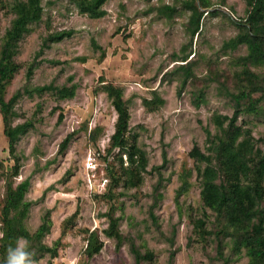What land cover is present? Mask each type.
Masks as SVG:
<instances>
[{
	"label": "rangeland",
	"instance_id": "1",
	"mask_svg": "<svg viewBox=\"0 0 264 264\" xmlns=\"http://www.w3.org/2000/svg\"><path fill=\"white\" fill-rule=\"evenodd\" d=\"M183 1L106 0L105 14L92 18L80 13L73 0H42V17L19 42V69L6 84L4 97L25 86L49 83H76L75 95L62 100L48 91L23 94L11 124L31 120L33 126L18 137L12 153L0 112V233L7 184L14 187L28 178L24 197L31 205L23 223L33 233L48 213L50 226L42 243L57 249L54 256L39 257L37 264H134L131 243L140 252L154 253L141 264H167L171 251L172 264H223L216 257L214 235L201 236L194 227L198 218L206 220L207 230L219 223L200 197L197 168L205 164L189 151L193 144L205 150L204 128L215 132V113L230 116L234 111L230 93L243 88L239 59L248 50L245 44L230 49L223 43L239 32L247 5L245 0H206L200 7V29L192 35ZM9 2L0 0V47L14 16ZM163 5L176 8L171 17L159 11ZM63 29L71 30V36L41 50L48 34ZM187 68L190 75L183 84ZM248 68L260 86L250 98L259 101L255 111L240 114L238 123L259 139L264 137V64ZM100 77L122 88L128 128L145 153V169L134 187L110 177L111 170H119L117 156L107 151L116 112L100 90ZM200 90L204 101L197 105ZM256 147L264 151L263 142L257 141ZM16 158L19 170L14 175ZM158 193L162 196L156 199ZM109 217L117 219L123 236L119 244L104 232ZM86 230H97L103 241L92 256L85 253ZM223 241L228 255L230 239ZM248 261L242 248L228 264Z\"/></svg>",
	"mask_w": 264,
	"mask_h": 264
},
{
	"label": "trees",
	"instance_id": "2",
	"mask_svg": "<svg viewBox=\"0 0 264 264\" xmlns=\"http://www.w3.org/2000/svg\"><path fill=\"white\" fill-rule=\"evenodd\" d=\"M78 11L92 18H99L105 14L102 5L106 0H73ZM206 0H184L183 7L190 11L189 26L192 35L196 34L201 26L203 11L200 7L206 6ZM247 9L246 17L240 19L239 32L236 36L223 43L225 48H236L240 44L247 46V54L240 57L239 62L243 68L239 74L244 85L237 93H230L234 100L232 115L215 113L212 116L215 132L205 127L206 148L204 151L197 144H193L189 156L194 160L204 163L197 168V176L200 182V197L205 207L211 209L216 221L219 223L214 230L205 228L206 220L198 218L194 221V227L201 236L214 235L216 239V257L228 264L232 255H237L242 248L249 258L248 264H264V151L256 147V142L264 143V137L254 139L250 129L238 123L242 112L256 110V102L251 100V92L258 90V78L251 72L248 65L264 64V0H245ZM10 11L14 14L9 28L5 31L0 47V112L4 123V134L8 138L9 152L14 151V145L18 137L28 128L33 126L31 120L11 124V118L16 114L14 106L23 94L32 95L33 92H52L58 99H69L75 95L77 85L63 84L61 86L52 83L37 85L32 88L25 86L17 89L10 97L5 98L3 90L6 84L19 69L15 60L21 38L30 30L31 23L40 21L43 14L42 0H10ZM159 11L169 17L176 11L174 6L163 5ZM71 30H60L48 34L42 42L43 48H48L52 43L62 41L71 36ZM94 47H98L94 43ZM104 55V52H102ZM185 60V59H183ZM32 65L27 70V78L32 73ZM189 73L183 78L186 83ZM187 72V71H186ZM71 80V78H70ZM100 90L104 91L111 99L116 112L114 131L110 136L107 151L117 156L119 170L112 172L110 177L121 179L127 187L137 186L140 182V172L145 169V153L136 144L135 135H131L128 128L129 113L123 99L121 87L99 78ZM247 86L251 87L246 91ZM261 90V89H260ZM158 104H162L160 97H155ZM196 104L204 101V92L200 90L195 97ZM248 101L243 105V101ZM145 104L149 101L144 100ZM62 120V113L58 121ZM69 136L62 141L64 148ZM123 156L125 159H123ZM124 163H126L124 165ZM19 164L17 158L12 167V174H18ZM29 187V179L26 178L12 187L8 183L5 190L4 202L1 208V233L0 237V264H5L6 250L9 246H15L19 237H24L30 242V251L37 260L45 253L56 255V246H48L42 243L43 235L49 231L48 213L43 216L41 224L35 232L31 233L23 221L27 216L30 201L25 200V193ZM186 189L185 184L180 192ZM156 194V199L161 197ZM151 216L153 214L151 213ZM107 236L116 239L119 244L123 236L117 230V219L109 217V228L104 231ZM228 236L231 243V252L224 251V239ZM85 253L92 256L100 251L103 241L99 238L97 230H86ZM130 250L134 256V264L153 259V251L140 250L134 243L130 244ZM225 253V254H224ZM174 251L169 254L167 264H172Z\"/></svg>",
	"mask_w": 264,
	"mask_h": 264
},
{
	"label": "clouds",
	"instance_id": "3",
	"mask_svg": "<svg viewBox=\"0 0 264 264\" xmlns=\"http://www.w3.org/2000/svg\"><path fill=\"white\" fill-rule=\"evenodd\" d=\"M2 236L3 233H0V237ZM5 264H37L34 253L30 251V242L26 238H17L15 246L7 248Z\"/></svg>",
	"mask_w": 264,
	"mask_h": 264
}]
</instances>
